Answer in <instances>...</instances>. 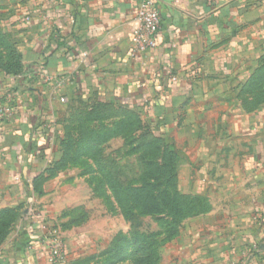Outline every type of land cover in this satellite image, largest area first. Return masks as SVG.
Listing matches in <instances>:
<instances>
[{
    "label": "crops",
    "instance_id": "crops-1",
    "mask_svg": "<svg viewBox=\"0 0 264 264\" xmlns=\"http://www.w3.org/2000/svg\"><path fill=\"white\" fill-rule=\"evenodd\" d=\"M154 3L157 45L133 58L139 0H0L1 31L19 36L13 39L17 74L0 71V94L12 110L0 123L1 206L31 194L34 177L61 136L62 102H122L142 111L162 133L191 129L185 117L211 107L209 99L227 103L228 93L234 95L229 80H247L237 73L249 72L263 54L264 0ZM24 17L28 24L20 23ZM231 114L219 127L226 132L216 149L205 155L214 162L218 183L209 192L216 202L204 215L206 229L188 238L174 257L169 241L161 264H232L253 246L262 252L254 264H264V103ZM38 213L25 209L0 250V264H51L40 226L43 212ZM62 245V260L54 264H87L96 255L87 234L67 232Z\"/></svg>",
    "mask_w": 264,
    "mask_h": 264
},
{
    "label": "rangeland",
    "instance_id": "rangeland-1",
    "mask_svg": "<svg viewBox=\"0 0 264 264\" xmlns=\"http://www.w3.org/2000/svg\"><path fill=\"white\" fill-rule=\"evenodd\" d=\"M13 35H9L10 41L19 38ZM0 56L7 57L3 47ZM257 65L249 72L237 73L248 78L256 72L253 92L244 91L245 80H229L226 86H230L233 98L228 93L231 99L227 103V98L207 100L211 107L185 117L191 129L177 126L159 133L142 111L96 97L62 102L58 112L61 139L39 173L35 191L13 204L20 207L6 210V205H0V237L5 232L0 250L26 209V213L43 212L40 226L45 240L62 242L64 235L73 231L76 236L89 235L96 255L87 264H105L104 252L110 253L112 262L134 264L150 240L158 243L155 264H161L169 241L174 257L188 238L206 229L204 215L216 202L209 193L218 184L213 180L214 162L205 155H212L226 132L219 127L229 121L233 110L244 112L247 103L264 97V66ZM167 151L174 157L172 170L166 171L162 165ZM165 192L186 197L180 219L164 217L161 200ZM155 203H159V210L152 209ZM145 209L151 212L140 213ZM135 248L140 250L137 255Z\"/></svg>",
    "mask_w": 264,
    "mask_h": 264
},
{
    "label": "trees",
    "instance_id": "trees-1",
    "mask_svg": "<svg viewBox=\"0 0 264 264\" xmlns=\"http://www.w3.org/2000/svg\"><path fill=\"white\" fill-rule=\"evenodd\" d=\"M10 37L9 35L4 34L1 29H0V47H3L7 50V57L2 58L0 56V71H2L4 74H8V75H15L17 74V70L18 68V63H19V53L16 50L15 46H14V41L11 40L10 41ZM259 59H257V63H259L258 66H264V52L263 54H261L259 57ZM256 67V66H255ZM256 72H252V74L247 78L246 82L244 83V91H248L250 89H252V92L254 91V89L256 88V83H257V79H256ZM105 103H122V102H118V101H108V100H103ZM264 103V97H262L261 99H257L254 101H251L250 103H247V105L245 106L246 109H253V108H257L258 106L262 105ZM127 106H129L128 104H126ZM149 122V121H148ZM149 125L152 128V125L149 122ZM154 130V128H152ZM61 137V136H60ZM61 138H59L60 140ZM168 152V151H167ZM164 159H163V165L164 168H166L167 170H172V165H170L173 161V157L174 154L172 153V151H169L166 155H164ZM39 174L34 177L33 181H32V191H35V187L37 184V180L39 179ZM31 191V192H32ZM140 193L138 194L139 197ZM186 197L183 195H178L177 193L174 194H169L168 192H165L164 195L162 196V207L165 210V218L170 217L172 219L177 218L180 219L184 213L183 210V200ZM135 199V198H134ZM138 198H136L137 200ZM150 205H152V202L149 200ZM8 207L6 210H11L12 208H17L20 207L18 206H6ZM152 209H156L159 210L160 206L159 203L158 204H153ZM205 207L207 208L206 204ZM153 210V211H154ZM151 212V210L149 209H145L140 213H149ZM17 216V215H16ZM5 232L2 234V236L0 237V239H4ZM151 238H155V237H151ZM165 239V238H164ZM146 246V252H143L142 257L139 256L135 261L134 264H155L156 260L158 259L159 255L157 252L158 249V243L153 242V240H150L149 244H145ZM251 250V249H250ZM140 251V250H139ZM138 249L135 248L134 252L135 255H137L139 253ZM255 257H261L262 256V252L261 250H257L256 252H253ZM101 255H107L106 256V263L105 264H119L118 260L116 262H112L111 258H110V253H101ZM109 257V258H108ZM141 257V258H140ZM114 259V258H112ZM124 258H122L121 263H123Z\"/></svg>",
    "mask_w": 264,
    "mask_h": 264
},
{
    "label": "built area",
    "instance_id": "built-area-1",
    "mask_svg": "<svg viewBox=\"0 0 264 264\" xmlns=\"http://www.w3.org/2000/svg\"><path fill=\"white\" fill-rule=\"evenodd\" d=\"M134 26L132 29V37L130 41L129 54L131 57H136L144 50L153 49L157 45V34L159 31V13L155 6L154 0H139L138 8L134 16ZM20 23L25 25L29 23L28 18L24 17ZM45 81H50L51 77L44 76ZM11 108L7 104L5 98L0 94V123L3 122L11 114ZM47 244L48 260L51 264L62 260L64 247L62 242L55 240H45ZM258 249L253 246L243 258L232 264H254V254Z\"/></svg>",
    "mask_w": 264,
    "mask_h": 264
}]
</instances>
